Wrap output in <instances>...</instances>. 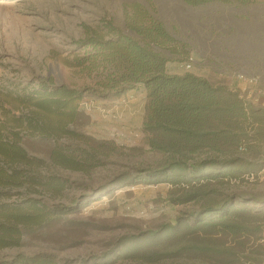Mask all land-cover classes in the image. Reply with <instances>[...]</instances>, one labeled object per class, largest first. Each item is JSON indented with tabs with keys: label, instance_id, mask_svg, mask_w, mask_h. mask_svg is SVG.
I'll return each instance as SVG.
<instances>
[{
	"label": "rangeland",
	"instance_id": "obj_1",
	"mask_svg": "<svg viewBox=\"0 0 264 264\" xmlns=\"http://www.w3.org/2000/svg\"><path fill=\"white\" fill-rule=\"evenodd\" d=\"M143 10L162 22L169 34L186 46L193 60L189 70L184 67L186 60L168 62L169 74H194L237 92L252 107L261 108L264 0H255L246 7L218 2L190 7L181 0H0V87L11 88L39 78L56 85L96 89L100 76L64 63L72 62L80 53L74 41L86 37L85 28L94 30L107 22L127 32L126 22L134 19L135 12ZM247 78L256 81L248 84ZM7 100L0 95V119L3 109L10 116L28 114L11 98ZM115 106L87 95L80 108L88 120L81 119L70 127L119 148V154L107 158L106 165L89 173L65 170L49 159L57 141L67 145H77L78 141L67 136L47 140V136L21 133L22 146L33 159V165L18 168L34 175L62 177L73 184L61 194L29 184L7 189L10 196L0 198V203L34 198L49 205H62L68 212L52 216L40 226L20 227L18 245L0 250V264H22L20 258L37 256L47 260L39 264L246 262L247 250L244 254L236 251L238 258L216 255L206 259L198 255L204 248L215 251L232 248L234 243L230 238L220 237H199L192 242L177 239L162 244L157 253L149 254L146 249L145 252L144 238L141 239L144 234L167 224L175 225L183 212L199 210L201 202L175 205L169 201V185L145 183L141 171L157 167L164 157L148 150L141 131L132 124L127 126L121 115L115 113ZM241 156L253 164H264V144ZM125 173L132 177L124 179ZM222 182L207 187L216 191L217 194H212L215 200L233 201L235 195L244 194L249 198L244 203L248 208L264 212V169L244 173L239 181ZM261 237L258 243L264 246V231ZM186 247L191 249L184 250ZM251 258L264 264V252Z\"/></svg>",
	"mask_w": 264,
	"mask_h": 264
},
{
	"label": "trees",
	"instance_id": "obj_2",
	"mask_svg": "<svg viewBox=\"0 0 264 264\" xmlns=\"http://www.w3.org/2000/svg\"><path fill=\"white\" fill-rule=\"evenodd\" d=\"M181 1L190 7L215 2L246 7L255 0ZM134 14V19L126 22L127 32L107 22L94 30L85 28L86 37L74 41L80 53L72 62L64 63L100 76L96 89L56 85L39 78L11 88L0 87L1 96L11 98L28 111L16 117L2 110L0 198L10 196L7 189L25 184L53 194H61L73 184L62 177L34 175L18 168L33 165V159L22 146L24 131L47 136V140L67 136L78 141L77 145L57 144L58 141L54 144L49 159L60 168L89 173L106 165L107 158L119 154V148L70 128L81 119L88 120L80 104L87 95L107 101L142 86L146 100L141 133L148 150L164 158L157 167L142 170L141 177L148 184L169 185V201L175 205L201 202L199 210L183 212L175 225L167 224L144 234L142 248L152 254L159 252L162 244L177 239L192 242L199 237L230 238L232 248L216 251L204 248L198 255L206 259L216 255L238 258L236 251L244 254L247 250L246 262L242 264H261L251 255L264 252V246L258 243L264 231V212L248 208L244 203L249 198L244 194L235 195L233 201L231 198L217 201L212 195L216 191L207 187L218 181H239L244 173L264 169V164H253L241 156L264 144V108L252 107L237 92L194 74H169L168 62L190 58L186 46L149 12ZM123 177L130 179L132 175L125 173ZM66 209L34 198L0 203V250L18 245L20 227L40 226L52 216L66 214ZM44 259L20 258V262L39 264L47 262Z\"/></svg>",
	"mask_w": 264,
	"mask_h": 264
},
{
	"label": "crops",
	"instance_id": "obj_3",
	"mask_svg": "<svg viewBox=\"0 0 264 264\" xmlns=\"http://www.w3.org/2000/svg\"><path fill=\"white\" fill-rule=\"evenodd\" d=\"M145 100L146 93L144 88L142 86H137L135 89L127 91L119 98L104 101L115 103L116 106L113 109L115 113L121 115L120 117L123 122L126 123L127 126H131L132 124L141 131L144 119ZM125 120H127L128 123Z\"/></svg>",
	"mask_w": 264,
	"mask_h": 264
},
{
	"label": "built area",
	"instance_id": "obj_4",
	"mask_svg": "<svg viewBox=\"0 0 264 264\" xmlns=\"http://www.w3.org/2000/svg\"><path fill=\"white\" fill-rule=\"evenodd\" d=\"M192 62H193V60H192L191 57L185 62L184 67H185L186 70L191 69V67H192ZM240 78H243V77H240ZM255 81H256V79H254V78H247V79L245 80V82L248 83V84H254ZM241 98H242V97H241ZM243 100H244V99H243ZM244 101H245V100H244ZM245 102H246V101H245ZM246 103L249 104L248 102H246ZM249 105H250V104H249ZM259 107L264 108V104H262V106H259Z\"/></svg>",
	"mask_w": 264,
	"mask_h": 264
}]
</instances>
